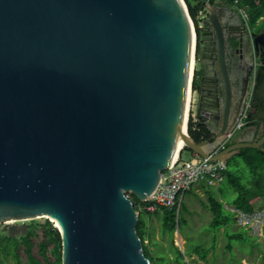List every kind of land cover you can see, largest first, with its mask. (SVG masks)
I'll return each instance as SVG.
<instances>
[{"label": "water", "instance_id": "obj_1", "mask_svg": "<svg viewBox=\"0 0 264 264\" xmlns=\"http://www.w3.org/2000/svg\"><path fill=\"white\" fill-rule=\"evenodd\" d=\"M197 1L206 12L198 59L212 47L219 87L217 96L196 90V120L214 134L202 142L185 129L195 32L183 0H0V225L8 236L29 229L12 222L46 218L61 234L62 264H152L128 195L148 201L182 139L214 162L264 152L262 120L211 156L240 114L229 117L230 41L261 59V99L264 28L237 27L240 14L221 0Z\"/></svg>", "mask_w": 264, "mask_h": 264}, {"label": "trees", "instance_id": "obj_2", "mask_svg": "<svg viewBox=\"0 0 264 264\" xmlns=\"http://www.w3.org/2000/svg\"><path fill=\"white\" fill-rule=\"evenodd\" d=\"M228 1L235 6V0ZM224 5L229 6L228 4ZM187 6L196 28L198 41L197 53L199 57L200 26L197 17L198 14L205 9L201 3H197L196 6H193L190 2H187ZM239 6L248 11L250 22L257 24L262 19L264 21V0H241ZM199 74L200 73L196 71L194 75V91L198 89L197 78ZM188 132L197 142H202V135L204 133H209L206 128L199 127L198 122H194L192 118L189 121ZM185 150L189 149L185 148L182 153ZM248 150L249 149H243L239 154L244 156V159L251 168V180L248 184H244L238 177H231L228 179L236 193L235 198L228 204L246 212H252L259 201H264V152L256 149L258 153V156H256L248 153ZM191 153L194 154L192 151ZM209 188L208 208L212 215L210 226L213 229L220 230L229 226L231 223H235L232 214L224 208V202L213 197L211 195L212 187ZM128 196L132 200L135 209L139 211V206L143 203L138 201L133 194H129ZM260 208L264 209V206ZM176 213L177 208L166 209L165 207L157 209L154 213H140L137 231L143 244L145 256L150 259L151 262L152 253L145 242L147 240L152 242V233L150 228H148L146 217L162 215L160 219L161 231L162 234L169 237V251L174 257L175 264H185L184 259L187 254H182L178 246L174 243V234L178 231L181 224L185 222V219L182 218L180 214V218L177 221ZM28 228L27 234L19 237H10L6 232H0V264H8L10 262H12V264H62V238L59 230L53 226V223L47 219L43 225H31ZM227 237L230 240L240 241L242 244L252 243L254 240L253 238H255L249 236L243 228H240L236 233L228 234ZM227 249L232 251V245H228ZM209 251L210 248L196 247L190 251V257L192 258L194 255H197L202 260H206ZM192 260L193 259H191L189 263H194Z\"/></svg>", "mask_w": 264, "mask_h": 264}, {"label": "rangeland", "instance_id": "obj_3", "mask_svg": "<svg viewBox=\"0 0 264 264\" xmlns=\"http://www.w3.org/2000/svg\"><path fill=\"white\" fill-rule=\"evenodd\" d=\"M186 5L190 2L196 6V0H184ZM224 4L232 5L228 0H222ZM188 7V6H187ZM201 15L198 14V20ZM253 28H263L264 21L257 24L250 22ZM195 101L192 104L196 113L197 98L194 96ZM196 119V118H195ZM248 153L258 156L256 149L248 148ZM183 151V150H182ZM181 154V153H180ZM192 153L185 150L182 153L183 160H189ZM227 164V179L220 186V188H212L211 195L218 198L222 202L230 203L236 196L231 182L228 180L231 177H238L244 184H248L251 180V168L240 154L235 155L233 158L226 162ZM210 195V188L204 183L195 184L194 188L186 193L180 205L177 208V221L180 218L185 219L181 224L178 231L174 234V243L180 249L182 254H187L184 259L185 264H264V237L253 238L254 236L248 232L254 240L249 244H242L237 240H230L228 234L236 233L241 227L235 223L220 230L213 229L210 226L211 212L208 208V197ZM264 206V201H259L256 208ZM173 209V208H166ZM154 213V212H153ZM161 216L154 215L153 217H146L148 228L152 233V242L146 241L145 244L149 247L152 253L153 264H175L174 257L169 251V237L162 234L161 231ZM47 221L46 218H37L34 220H27L24 222H12L15 225H43ZM53 226L58 229L56 223L52 222ZM0 232H6L5 226L0 225ZM232 245V251L227 249L228 245ZM196 247L210 248L206 260H202L199 256L194 255L190 257V251ZM213 250H212V249ZM193 259L194 263H189ZM12 264V262L8 263Z\"/></svg>", "mask_w": 264, "mask_h": 264}, {"label": "built area", "instance_id": "obj_4", "mask_svg": "<svg viewBox=\"0 0 264 264\" xmlns=\"http://www.w3.org/2000/svg\"><path fill=\"white\" fill-rule=\"evenodd\" d=\"M183 2L185 3L184 0ZM240 2L241 0H235V8L240 14L241 19L248 31H251L253 28L250 25L249 13L247 10L240 8ZM200 14L201 17L199 20V26L201 27L202 22L206 17L205 10L200 12ZM192 23L195 32L193 71L196 72L199 58L197 53L198 41L193 20ZM256 83L257 69L254 70L251 87L245 101V105L237 118L234 129L227 134V138L225 141L219 143L215 147L211 156L225 150L237 135V133L247 125L249 116L252 112V102L254 98ZM195 94L196 91L193 90L192 84L188 110V123L191 118L194 122H197V120L195 119L196 113L192 107V104L195 101ZM226 173V162L220 160L215 162L210 161L209 159H203L196 154H192V157L189 160H183L180 154L174 161L173 166L167 168L166 171L162 173L159 185L153 195L148 199V201L139 206V213H153L161 207L178 208V204L180 205V201L182 200L184 195L191 191L194 188L195 184L204 183L208 187L219 188L226 179ZM223 204L224 208L232 214L237 226L250 232L257 239L264 237V209L255 208L252 212H246L231 204L225 202Z\"/></svg>", "mask_w": 264, "mask_h": 264}, {"label": "flooded vegetation", "instance_id": "obj_5", "mask_svg": "<svg viewBox=\"0 0 264 264\" xmlns=\"http://www.w3.org/2000/svg\"><path fill=\"white\" fill-rule=\"evenodd\" d=\"M224 4V3H223ZM230 6V5H229ZM234 9V7L230 6ZM244 23L241 19V22L238 21L237 27L243 26ZM264 28V27H263ZM263 28H255L256 31H261ZM206 40H208V36H205ZM200 49H199V56L202 54V48L204 47V43L202 42V36L200 31ZM211 46H208L204 53V59H198L199 62V69L202 70V73L198 75L197 83H198V89H203V95H211V96H217L219 93V87L217 86V83L214 81V77L212 76V73L214 72L213 67V58L211 53ZM229 80L231 89L233 92V97L231 101V105L229 108V117L230 119L232 117H236L237 114L241 113L245 101L247 99L252 77L254 70L258 69L261 66V59L258 57H253L249 54L248 51L244 49V47L241 48V44L239 42H236L235 40L230 41L229 45ZM198 67V63H197ZM218 103V102H216ZM216 108V105L213 106ZM262 120H264V97L261 99L257 98L254 93V98L252 102V112L249 116V120L247 125L242 129H253L255 126L260 125ZM201 128H206L209 133H204L202 135L203 141L211 140L214 136V134L210 131V128H212V124L206 125V124H198ZM198 127V126H197ZM210 127V128H209ZM199 130V128H198ZM241 130V131H242ZM239 132L234 137V139L229 144L232 145L237 138ZM242 151V150H241Z\"/></svg>", "mask_w": 264, "mask_h": 264}, {"label": "bare ground", "instance_id": "obj_6", "mask_svg": "<svg viewBox=\"0 0 264 264\" xmlns=\"http://www.w3.org/2000/svg\"><path fill=\"white\" fill-rule=\"evenodd\" d=\"M190 95H189V98H188V104H187V113H186V120H187V123H185V129H187V127H188V110H189V107H188V105H189V102H190ZM186 148V143H185V140L184 139H182V141H181V144H180V147H179V150H178V153H177V156H176V159L178 158V156L180 155V153L182 152V150H184ZM175 159V160H176Z\"/></svg>", "mask_w": 264, "mask_h": 264}, {"label": "crops", "instance_id": "obj_7", "mask_svg": "<svg viewBox=\"0 0 264 264\" xmlns=\"http://www.w3.org/2000/svg\"><path fill=\"white\" fill-rule=\"evenodd\" d=\"M197 1V0H196ZM198 2V1H197ZM234 10H236V8H234ZM237 11V10H236ZM202 12V11H201ZM200 14V13H199ZM201 15V14H200ZM261 21H263V19L261 20ZM197 98V97H196ZM206 185V184H205ZM207 186V185H206ZM220 188V187H219ZM215 189H217V188H215Z\"/></svg>", "mask_w": 264, "mask_h": 264}]
</instances>
